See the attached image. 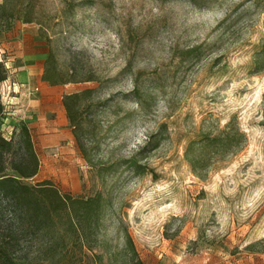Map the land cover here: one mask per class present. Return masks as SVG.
<instances>
[{
    "label": "rangeland",
    "instance_id": "obj_1",
    "mask_svg": "<svg viewBox=\"0 0 264 264\" xmlns=\"http://www.w3.org/2000/svg\"><path fill=\"white\" fill-rule=\"evenodd\" d=\"M22 16L0 31V133L28 126L29 182L102 196L100 264H122L123 228L144 264H264V0H31ZM49 48L96 81H41ZM85 88L108 100L82 115L92 165L61 104ZM233 117L228 143L201 148Z\"/></svg>",
    "mask_w": 264,
    "mask_h": 264
},
{
    "label": "trees",
    "instance_id": "obj_2",
    "mask_svg": "<svg viewBox=\"0 0 264 264\" xmlns=\"http://www.w3.org/2000/svg\"><path fill=\"white\" fill-rule=\"evenodd\" d=\"M31 0H2L0 3V31L8 30L15 19L24 18L22 13ZM195 1V0H190ZM43 35V34H42ZM46 41L50 39L46 36ZM8 78L4 62L0 61V84ZM90 70L76 65L61 67L55 52L49 48L43 64L41 81L50 86L96 81ZM96 96L95 88L62 95L61 104L71 129L72 136L82 158L90 165L85 143L82 139V115L90 104H105ZM4 106L0 99V115ZM234 117L229 120L221 136L203 135L201 148L228 143L229 129L234 126ZM230 141L241 148L244 134L234 128ZM188 144L185 159L197 169L203 162L201 153ZM223 152L219 155L223 156ZM39 160L34 149L28 126L19 122L8 138L0 133V264H92L101 263L103 252L95 253L103 220L104 201L97 193L93 196H74L62 193L50 180L31 183L38 173ZM124 245L119 252L122 264H144L139 258L133 241L123 228ZM256 244L246 249L253 251ZM108 259L115 260V253Z\"/></svg>",
    "mask_w": 264,
    "mask_h": 264
},
{
    "label": "crops",
    "instance_id": "obj_3",
    "mask_svg": "<svg viewBox=\"0 0 264 264\" xmlns=\"http://www.w3.org/2000/svg\"><path fill=\"white\" fill-rule=\"evenodd\" d=\"M50 86V85H49Z\"/></svg>",
    "mask_w": 264,
    "mask_h": 264
}]
</instances>
